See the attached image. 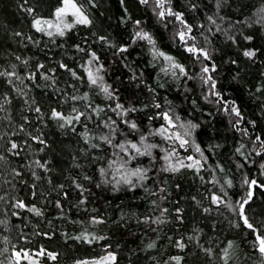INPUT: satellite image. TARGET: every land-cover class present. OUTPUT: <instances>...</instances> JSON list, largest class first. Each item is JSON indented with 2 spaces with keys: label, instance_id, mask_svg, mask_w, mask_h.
<instances>
[{
  "label": "snow or ice",
  "instance_id": "obj_1",
  "mask_svg": "<svg viewBox=\"0 0 264 264\" xmlns=\"http://www.w3.org/2000/svg\"><path fill=\"white\" fill-rule=\"evenodd\" d=\"M135 2L137 6H150L154 19L164 29L172 24L170 41L191 60V66H186L173 52L159 46L156 35L147 27V18H135L129 11L128 0H118L122 10L119 22L132 25L128 39H116L96 32H91V35L114 49V55L118 54L121 61L127 60L125 54L131 55L129 49L136 44L142 45L150 53V63L153 68L159 69L155 86L145 79L143 68L130 69L129 80L137 88L143 85L147 90L144 100L134 94L131 98L122 97L116 87L120 81L109 82L106 79L112 65L102 60L86 38L71 44V49L75 50L73 55L83 54L82 62L77 67L70 66L63 59L46 67L45 60L22 56L10 48L5 53L15 62L5 60L8 66H0V78H3L0 80V113L4 114L0 117V123L7 121L0 130V168L4 169L0 171V207L6 213L0 219V225L13 227L7 215L10 213L12 217L21 218V227L16 229L14 244L9 235L2 237L0 264L58 262L60 253L57 250L42 244L29 246L33 236L51 239L57 235L52 231L55 227L53 221H47L50 225L47 229L41 228L38 222L46 219L48 204H54L58 218H66L82 226L79 232L60 231L59 235L65 242L71 240L92 245L105 241L102 255L75 259L72 264H118L122 245L119 242L114 246L108 243L112 238L111 233L96 229L98 226L106 228L109 224L128 228L129 221L133 219L137 228L146 225L154 234V238H148L142 248L138 246L135 251L157 250L160 229L164 225H175L179 229L186 220L189 208L205 221L213 214L223 219L218 222L212 218L211 223H205L203 227L194 221L191 231H177L175 236L166 234L165 238L176 252L166 260L149 255L147 259L151 264H264V207L259 214L250 212L252 203H255V192L264 190V74L261 81L253 86L255 91L249 88L250 94L261 100L258 105L260 117L246 118L238 100L231 97L226 99L218 87L216 74L220 65L213 55L219 51L214 46V40L222 36L238 48L240 55L248 61L264 63L261 60L264 45L240 47L237 39L239 36L243 41L253 42L256 35L245 32V29L253 26H258L256 32L264 31V0L258 7L249 6V15L238 20L226 14L237 0H231V3L229 0H214L212 7L204 12V19H193L192 22L186 18V10L198 11L200 0H188L186 7H174L173 0H151V4L150 0ZM45 3L46 0H18L17 9L24 15L30 29L25 32L14 28L8 33L18 44L25 45L27 42L28 45L38 46L43 37H47L50 43H56L57 37H68L78 25L90 31L94 27L91 9L98 7L97 0H58L57 6L48 15L42 11ZM32 30L39 35L34 37ZM197 36L201 39L198 40ZM60 46L57 44V47ZM47 47L45 44L44 48ZM228 62L239 64L230 56ZM123 66L129 67L126 62ZM58 68L63 69L70 78L65 85L58 79ZM161 74L175 81L177 90L184 88L189 93L193 87L187 81L198 80L201 98L217 105V111L228 115L232 131L239 133V139L234 137L235 145L228 158L231 168L220 159L209 162L216 154L215 149L221 145L198 139L203 131L201 122L194 118H182L177 105L167 97L163 98V104L157 98L158 89L169 87ZM237 78H241L239 71L233 73V79ZM36 89H50L53 96L48 99L52 102H41L33 94ZM256 93H260V97H256ZM14 102L22 109L19 120L12 115ZM191 104L198 106L196 99H192ZM65 105H68L67 110ZM48 128L59 129L65 136L76 137L74 146L60 149L67 152V160L58 162V154L53 147L56 141L47 135L45 130ZM13 158H17L15 162ZM62 164L71 169L66 177L67 183L53 185L51 174L57 172L63 175L66 171ZM249 165L256 166V175L251 174ZM232 168L241 177L239 189L242 192L239 194L233 191L237 185L234 179L236 173ZM188 172H191L193 179L199 180L202 187L188 197L189 208H186L180 199L171 200V196L173 189L177 195L182 191L180 181L182 175ZM94 177L98 179L94 180ZM90 182L97 189L110 188L112 192H118L121 188L134 192L143 190L151 207L145 213L121 210L114 221L92 208L90 211L93 214L84 220H72L60 197L69 198L70 192L65 189L74 188L76 197L73 207L77 211H89L92 193L86 185ZM44 185L48 187H42ZM23 189H27V192ZM53 192L57 196L54 200L49 198ZM25 212L29 216H24ZM24 220H27V224L37 221L31 234L24 232L27 227ZM225 222L230 230L229 235L232 234L231 230H236L237 235L233 238L224 235ZM141 232L147 236L142 228ZM208 233L213 235L210 237ZM134 254L129 249L128 264H133L131 256Z\"/></svg>",
  "mask_w": 264,
  "mask_h": 264
},
{
  "label": "trees",
  "instance_id": "obj_2",
  "mask_svg": "<svg viewBox=\"0 0 264 264\" xmlns=\"http://www.w3.org/2000/svg\"><path fill=\"white\" fill-rule=\"evenodd\" d=\"M18 0H0V66L7 67L5 60H8L9 63L15 62L10 55H5L8 49L10 48L12 52H16L22 56H32L34 59H42L46 61V67L52 66L56 61L63 59L66 63H69L72 67H77L81 63V57L83 54L73 55L74 51L71 49V44L73 42H78L81 38H86L89 40V46L94 47L99 54L101 55L102 60L106 64H111L112 67L106 75V79L109 82L119 80L120 83L116 85L119 88L120 93L123 98H131L134 94L135 97L144 100L147 97V90L143 85H140L139 88L136 87L134 82L129 80L130 69L132 68H143L145 70V79L149 83L155 86L156 84V74L158 72V67L153 68L151 61L150 53L140 44L133 45L129 51L131 55H127L126 61H121L118 54L114 55L115 50L108 48L102 42L96 40L91 32H96L98 35L108 34L110 37L116 39L123 38L124 40L128 39V33L131 32L132 25L121 24L118 20V17L122 14V10L118 3V0H97V8L91 9V12L94 17V27L91 31L84 26L74 27L68 37L66 38H56V43H50L47 37H43L41 45L32 46L28 45L27 42L25 45H20L16 42L15 39H12L8 33L14 28L22 29L25 32H29L28 24L25 20L24 15L21 11L17 9ZM214 0H200V8L198 11H193L191 9L186 10V18L190 22L195 20L204 19V12L210 9L213 5ZM130 5L129 11L133 14L135 18H147L149 27L157 37L158 45L163 47L166 51L173 52L177 55V58L186 64V66H191V60L186 58V55L182 52L178 46H175L172 41H170L169 36L172 31V24H169L168 29H164L159 26L157 21L154 19L153 14L151 13V8L144 5L137 6L135 0H128ZM188 0H173L174 7H181L182 5L186 7ZM231 3V0H229ZM261 3V0H237L236 4H233L231 9L226 11L227 15L232 16V19L238 20L243 19L245 16H248L250 13V7H258ZM58 0H46V3L43 6V14L48 15L52 8L57 6ZM151 4V0H150ZM244 5V7H241ZM258 26H253L251 29H245V32L248 34H255L256 39L253 42H247L240 39L238 36L237 39L240 41V47L244 46H255L260 47L264 45V31L256 32ZM33 34L34 37L36 34ZM198 40L201 38L197 36ZM202 42V41H201ZM47 44L48 47L44 48V45ZM57 44H60V47H57ZM214 46L219 49L218 52L214 53V59L217 64L220 65L217 71V77L219 80L218 87L223 91L225 98L237 99L240 103L246 118H258L260 117V108L258 105L261 103L260 99L254 98L250 92L249 88H252L253 91L254 85L262 79V74H264V63L260 62H250L247 58H244L239 53V49L231 45V42L225 41L222 36H217L214 40ZM236 59L239 61L238 65H232L228 62V57ZM261 60H264V56H261ZM128 63L129 67L125 68L124 63ZM198 70V66H197ZM82 72V70H80ZM239 71L241 73V78L233 79V73ZM58 79L62 85H65L70 81L68 74L63 69H57ZM162 80H166L169 87L165 89H158L159 95L158 99H161V103H164L163 98L167 97L169 100H172L177 105V111L181 112L182 118L196 119L198 122L202 123V129L198 139H202L205 143L210 144H220L221 147L215 149V155L210 159L212 160L220 159L226 164L227 167H232L228 163V158L231 155V152L235 145V139H239V133L232 131L231 124L229 123L228 115L223 111H217V105L204 101L201 98V91L199 86V81L189 80L187 84L190 87H193L192 92H186L184 88L177 90L175 87V81L164 77L161 74ZM3 78H0L2 80ZM6 90V89H3ZM43 93V95H41ZM37 98L47 104L52 101L48 97L53 96L50 89H36L33 93ZM256 97H260V93H256ZM54 98V97H53ZM102 99V97H101ZM196 99L197 105L194 106L191 104V100ZM68 105H65V110H67ZM151 111V108L148 110ZM22 109L15 104L13 107V118L19 120ZM211 113V115H209ZM111 115V113H108ZM4 114L0 113V117ZM7 124V121L0 123V130L3 129L4 125ZM91 128L92 125L89 124ZM47 135L54 141L56 144L53 146L57 155L58 162H63L67 160V152H61L60 149L65 146H74L76 137L74 135L65 136L59 129L48 128L45 130ZM2 143V141H0ZM203 146V145H202ZM211 151V150H208ZM42 155V154H38ZM27 158H31L28 156ZM17 158H13V162ZM253 159H256L253 156ZM23 162V161H21ZM66 169L63 175L53 172V185L56 183H67L66 177L71 169L67 168L66 164H62ZM248 169L252 175L257 174L256 166L249 165ZM3 168H0V171H3ZM232 171L235 174L234 179L237 187L234 188V192L237 194L242 192V189H239L240 175L236 172L235 168H232ZM75 174V173H73ZM91 174V173H90ZM206 174V173H205ZM98 177H94V180H97ZM175 179V176H173ZM182 191L177 195V191L173 189L171 200L180 199L181 203L184 204L186 208H189L188 197L190 195L196 194L202 187L198 179H193L191 172L182 175ZM0 183H2V178H0ZM171 183V181H169ZM91 189V196L89 200V211H77L73 205L75 204L76 190L74 188L65 189L70 192L69 198L65 199L60 197L64 203V208L68 211V214L72 217V220H84L86 216L93 214L91 209L95 208L99 210L100 213L108 215L113 221L116 220L121 210L125 212H136V213H145L151 207L148 204V200L145 199V194L143 190L139 192H134L126 188H121L118 192H112L110 188L107 190L97 189L93 187V184L90 182L86 185ZM47 188V185L42 186ZM24 192H27V189H23ZM139 197V198H138ZM50 199L57 198L56 193L50 194ZM28 199H32L28 197ZM255 203H252L250 212L259 214L261 208L264 207V190H257L254 195ZM70 210V211H69ZM6 213L3 212L2 207H0V219ZM10 223L13 227L6 228L4 225H0V247H3L2 237L4 235H9L12 239L13 244L16 242L17 231L16 229L21 227V218L12 217L8 213ZM24 216H29L27 212L24 213ZM46 219L39 220L41 228L47 229L50 225L47 221H53L55 227L52 228V231L57 232V235L51 239L43 237L40 235L33 236L31 239L30 247H37L38 245H44L53 250H57L60 255L58 262H53L51 260L46 261V264H72L75 259H82L85 257L98 256L103 254L102 245L105 241H100L92 245L86 243L73 242L71 240L65 242L59 235V232L63 229H67L69 233L79 232L81 230V225L79 223H72V221L66 218H58L56 216V209L54 204L47 205V211L45 213ZM212 218L219 220L223 217H216L213 214V217H210L209 220H203L202 216L198 213H194L189 210L186 213V220L180 226L179 229L175 225H164L159 232L160 240L157 241L158 249L149 250L148 252L144 251H135L137 247H141L143 242L148 238H154V234L151 230L147 228L146 225H141V228L144 232L147 233V236H144L141 232V228L135 226L134 219L129 221V227L124 228L122 225L116 227L113 224L106 226H98L97 231L106 230L111 233V239L108 240V243H112L113 246L116 242H119L122 245L120 250V256L118 264H128L129 258V249L134 251V255L131 256L133 264H151L147 259L149 255L156 256L157 259L166 260L169 255L175 254L176 250L173 245L169 244L168 240L165 238L166 234H171L175 236L177 231H191L193 222H197L201 227L205 223H211ZM37 221H33V224ZM24 223L27 224V220H24ZM33 224H27V227L24 228L26 234H31L33 229ZM87 226V225H85ZM155 227V226H154ZM171 229V232H170ZM207 232L208 230L205 229ZM224 235H228L229 238H233L237 235L236 230H231V235H229L230 230L225 225L223 226ZM131 233V235L129 234ZM211 237L213 234L208 233ZM223 239V237H221ZM23 243V242H21ZM255 264V262H254Z\"/></svg>",
  "mask_w": 264,
  "mask_h": 264
}]
</instances>
